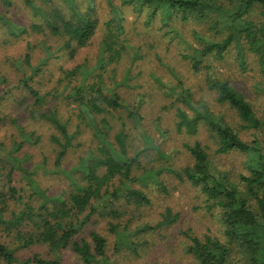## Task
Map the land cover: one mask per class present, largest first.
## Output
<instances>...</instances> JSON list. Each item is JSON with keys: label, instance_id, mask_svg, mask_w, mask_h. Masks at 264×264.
Returning a JSON list of instances; mask_svg holds the SVG:
<instances>
[{"label": "rangeland", "instance_id": "374dc122", "mask_svg": "<svg viewBox=\"0 0 264 264\" xmlns=\"http://www.w3.org/2000/svg\"><path fill=\"white\" fill-rule=\"evenodd\" d=\"M10 1L11 4L6 5L4 0H0V14L18 26H29L42 21L26 6L24 0ZM113 1L124 18L125 34L122 37L127 39L129 45L134 46L137 54H125L119 62L106 65L104 69L98 66L101 43L107 32L106 24L114 16L108 0L93 1V13L98 21L97 32L89 46L78 48L75 44L78 50L73 56L65 48V38L52 35L49 28L44 32L30 31L14 35L0 23V76L8 79V82L0 84V116L3 119L0 122V158L9 157L10 154L25 158L24 166L34 172L35 179L48 195L65 196L72 189L64 173H53L58 146L52 141V136L58 131L49 122L32 114V97L21 85L24 72L30 73L24 57L31 46L30 52L35 65L48 58L47 63L41 65L42 72L34 80V86L41 93H51L42 111L58 110L61 119L69 122L70 131L77 133L74 147L69 149L64 160V169L70 170L78 166L82 158L89 157L92 151L96 152L99 145L96 133L99 128L106 130L102 122L105 118L110 124L107 140L116 149L120 150L117 137L123 132L127 135V157L131 158L140 152L132 175L139 176L146 171H154V178L132 183V188L147 195L151 201L149 204L126 197L115 202L106 200L101 204L107 210L112 207L119 209L123 215V225H129L133 244H123L118 252L119 263L199 264L188 251V234L200 237L210 235L226 242L222 212L220 208L210 209L209 204L213 201H208L202 188L188 180L179 179L174 171L194 164L188 145L197 141L206 147L215 169L235 183H239L241 174L248 172L250 156L239 151L219 153V140L205 124L201 123L196 133L180 130L178 107L182 106L190 114L193 113L178 101L182 89L190 90L196 102H206L216 113L224 114L226 120L239 129L244 140L251 141L255 136L262 139L263 135L261 131L254 129H241L242 122L237 113L229 106L219 104L216 94L209 89L205 70L195 72L190 62L184 58V54L189 52V42L198 44L200 36L213 37L214 33L209 31V22L196 19L182 21L181 16H174L171 23L166 25L160 11L156 18L148 22L151 7L141 10L136 4L125 0ZM36 2L45 9L62 6L70 13V8L63 4V0H50L49 6L43 4L42 0ZM78 4L80 8L87 9L89 0H78ZM260 11L259 7H255L249 19L260 20ZM173 27L177 30H173ZM135 56L139 58L133 61ZM207 62L214 64L221 75L251 101L258 115L264 117V73L254 56L247 55L245 64L241 65L234 49L222 59L211 57ZM79 66L77 75L65 76L64 70ZM98 73H102L107 82L111 77L114 82L119 83L115 85V89L125 104L112 112L95 114L91 123L88 118L81 120L77 104L69 96L74 91L73 87L81 84L86 74L90 75L88 80L93 81ZM131 110L141 115L142 125H137L130 118ZM20 129L26 134H32L31 140L25 141L21 147L18 144L25 137ZM15 178L18 179V188L26 185L27 181H21L19 171ZM116 184L119 185L118 180ZM21 194L30 195L32 190L26 186ZM30 199L36 205L43 201L37 193ZM11 205L16 207L14 201ZM167 210L176 215L175 222L143 230L147 225L158 226L165 219ZM111 220L113 218L100 213L92 215L79 238L92 242V232L103 233L107 237V248L112 251L118 238L109 231ZM11 237L4 236L2 240L10 242ZM16 253L23 260L35 254L45 258L55 257L47 245L21 248ZM61 256L62 264H84L69 248L62 250ZM236 257L239 263L243 261L241 253ZM0 264L5 263L0 259Z\"/></svg>", "mask_w": 264, "mask_h": 264}, {"label": "trees", "instance_id": "16d2710c", "mask_svg": "<svg viewBox=\"0 0 264 264\" xmlns=\"http://www.w3.org/2000/svg\"><path fill=\"white\" fill-rule=\"evenodd\" d=\"M42 1L46 5L50 3V0ZM63 1V4L70 8V13L62 6L45 9L36 0H24L26 6L42 21L29 26H18L0 14V23L14 35L30 31L44 32L49 28L52 35L65 38V48L73 56L78 50L75 44L79 48L92 43L98 21L93 13L94 0H89L87 9L80 8L78 0ZM125 1L136 4L141 10L147 6L151 7L148 22L156 18L159 11L166 25L171 23L174 16H181L182 21L196 19L209 22V31L214 33L213 37L200 36L198 44L189 42V52L184 54V58L190 62L195 72L205 70L209 89L216 94L219 104L227 105L237 113L242 122L241 129L261 131L263 137L261 139L255 136L251 141L244 140L239 129L232 126L224 114L216 113L206 102H196L190 90L182 89L178 101L193 113L190 114L182 106L178 107L180 130L186 129L189 133H196L201 123L205 124L219 140V153L239 151L250 156L248 172L241 174L239 183H235L215 169L206 147L201 142L188 145L194 164L174 172L179 179L188 180L202 188L208 196V201H213L209 204L210 209H221V220L226 227L227 237L224 242L210 235L200 237L188 234V251L195 256L199 264H264V117L258 115L251 101L221 75L214 64L207 62L211 57L222 59L230 50L235 49L241 65L245 64L247 55H252L264 73V0ZM108 2L114 16L106 24L107 32L101 43L98 66L102 69L106 65L119 62L125 54H137L134 46L129 45L127 39L122 37L125 34V25L120 10L113 0ZM4 3L10 5L11 1L4 0ZM255 7L261 9L262 18L258 21L249 19ZM173 30L177 29L173 27ZM31 49L29 46V51L24 57V63L30 73L24 72L21 85L32 97V114L49 122L58 131L52 136V141L58 146L53 173H64L72 189L65 196L48 195L35 179L34 172L24 166L25 158L12 154L0 158V259L5 264H62L61 252L69 248L84 264H120L118 252L123 244L132 242L129 225H123V215L119 209L112 207L107 210L101 204L106 200L115 202L122 197L149 204L151 201L147 195L132 188V183L137 180L146 182L154 178V171H146L139 176L132 175L140 152L131 158L127 157V135L123 132L117 137L120 150L116 149L115 145L107 140L110 124L105 118L102 122L106 130L99 128L98 132H95L96 138L99 139L96 152L92 151L89 157L82 158L78 166L70 170L64 169V160L69 149L74 147L77 133L70 131L69 122L61 119L58 110L42 111L51 93H41L34 86V80L42 72L41 65L46 64L48 58L35 65ZM138 58L135 56L133 61ZM80 67L63 72L66 77H74ZM90 75L86 74L81 84L73 87L74 91L69 98H73L77 104L81 120L88 118L92 123L95 114L112 112L123 107L125 103L115 89L118 82H114L111 77L107 82L102 73H98L93 81H89ZM2 82L6 83L8 79L0 76V84ZM1 100L0 95V103ZM129 116L137 125H142L138 112L131 110ZM2 120L0 116V122ZM20 131L25 137V140L18 144L21 147L25 141L31 140L32 134H26L23 129ZM17 171L22 175L21 181H27L21 188H18V179L15 178ZM26 186H29L32 194L24 196L21 191L24 192ZM36 193L43 200L40 205L30 201ZM12 201L16 207L11 205ZM96 213L115 220L109 222V231L115 233L118 238L112 251L108 250L107 237L103 233L92 232V242L79 238L91 216ZM176 218L171 210H167L165 219L160 221L158 226L147 225L143 230L170 225ZM4 236H12L11 241H3ZM33 245H47L55 257L45 258L35 254L23 260L17 255V250ZM239 253L243 255L241 263L236 257Z\"/></svg>", "mask_w": 264, "mask_h": 264}]
</instances>
